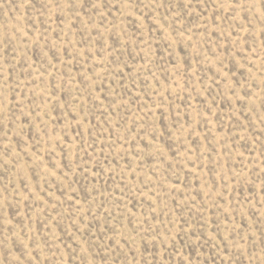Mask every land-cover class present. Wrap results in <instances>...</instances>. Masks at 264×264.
Masks as SVG:
<instances>
[{
	"label": "rangeland",
	"instance_id": "rangeland-1",
	"mask_svg": "<svg viewBox=\"0 0 264 264\" xmlns=\"http://www.w3.org/2000/svg\"><path fill=\"white\" fill-rule=\"evenodd\" d=\"M0 264H264V0H0Z\"/></svg>",
	"mask_w": 264,
	"mask_h": 264
}]
</instances>
